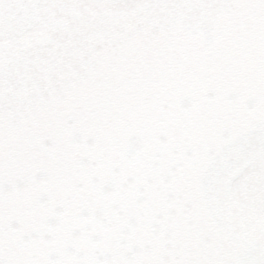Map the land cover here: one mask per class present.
<instances>
[{
	"label": "snow or ice",
	"instance_id": "snow-or-ice-1",
	"mask_svg": "<svg viewBox=\"0 0 264 264\" xmlns=\"http://www.w3.org/2000/svg\"><path fill=\"white\" fill-rule=\"evenodd\" d=\"M0 264H264V0H0Z\"/></svg>",
	"mask_w": 264,
	"mask_h": 264
}]
</instances>
